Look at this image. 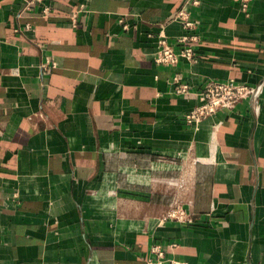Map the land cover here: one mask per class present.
Masks as SVG:
<instances>
[{"label":"crops","instance_id":"obj_1","mask_svg":"<svg viewBox=\"0 0 264 264\" xmlns=\"http://www.w3.org/2000/svg\"><path fill=\"white\" fill-rule=\"evenodd\" d=\"M30 1L0 0V264H264V90L185 120L207 80L264 83V0ZM186 4L199 60L159 65Z\"/></svg>","mask_w":264,"mask_h":264},{"label":"built area","instance_id":"obj_2","mask_svg":"<svg viewBox=\"0 0 264 264\" xmlns=\"http://www.w3.org/2000/svg\"><path fill=\"white\" fill-rule=\"evenodd\" d=\"M40 0H32L27 3L25 9L30 10L36 2ZM240 4L241 10L248 16L250 4L252 0H236ZM194 4H199L198 0H194ZM183 26L184 32L175 41L161 31L157 34V52L155 62L163 66H176L182 60L196 63L194 47L199 41L198 22L195 21L187 4L180 10L176 16ZM76 22V20H74ZM124 23V21H121ZM31 27V26H30ZM125 28L128 26L125 24ZM53 68V65H52ZM173 92L179 96H188L192 93L189 84L182 81L180 74L173 76ZM264 90V83L256 86L238 83L234 79L229 80H207L202 90L195 92L198 104L186 114L185 120L188 124L198 128L199 124L208 117L221 112L231 111L235 109L238 103L246 99H252L255 104V112H260V104L257 102ZM168 221H174L182 225H193L195 219L193 215L186 210L180 202L170 204L165 212L160 216L159 223L165 224ZM175 245H170L174 247ZM147 264H190L187 261L176 259H166L165 249L162 245L157 244L151 248V254L146 259Z\"/></svg>","mask_w":264,"mask_h":264}]
</instances>
